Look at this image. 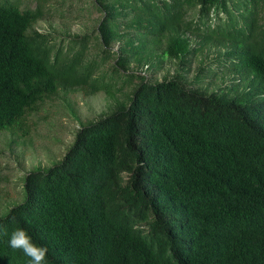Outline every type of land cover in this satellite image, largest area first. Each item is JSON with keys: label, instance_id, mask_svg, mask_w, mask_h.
Returning <instances> with one entry per match:
<instances>
[{"label": "trees", "instance_id": "trees-1", "mask_svg": "<svg viewBox=\"0 0 264 264\" xmlns=\"http://www.w3.org/2000/svg\"><path fill=\"white\" fill-rule=\"evenodd\" d=\"M93 4L90 57L91 32L57 41L35 27L41 3L0 0V133L29 134L49 99L77 117L80 91L114 106L25 175L24 199L0 214V264H28L8 244L21 226L47 264H264V0ZM213 45L229 73L211 87V64L193 63ZM166 59L173 72H144Z\"/></svg>", "mask_w": 264, "mask_h": 264}, {"label": "rangeland", "instance_id": "rangeland-1", "mask_svg": "<svg viewBox=\"0 0 264 264\" xmlns=\"http://www.w3.org/2000/svg\"><path fill=\"white\" fill-rule=\"evenodd\" d=\"M20 2L22 6L28 5L32 8H36L40 3L43 5L44 16L35 25L39 31L53 32L57 41L66 39L63 35L66 28L80 34L89 31L93 35L87 54L94 57L97 53H101L95 28L102 14L94 7L93 0H20ZM216 22L217 19L214 18L213 23ZM117 47L116 44L115 49ZM220 50L221 48L214 45L209 49L206 48L202 54L197 55L193 63V67H196L200 63L199 59L204 57L205 62L211 64L214 75L206 80L211 87L221 84L229 73V70L224 69L223 60L219 59ZM109 66L110 64L105 69ZM167 68L171 72L174 70V66L172 67L166 59L164 68L160 71L144 72L161 78L167 72ZM122 84L120 81L118 86ZM130 89L129 85H124V91L130 92ZM121 93L119 92L118 95ZM70 99L78 114L77 117L71 116L60 98L49 99L39 114H34L30 118L32 127L29 134L17 137L10 131L0 133V211H2L0 214L24 199L23 184L28 172L40 166H51L60 160L73 142L74 134L81 124L93 121L101 114H108L114 109L113 99L105 91L92 95L80 91L70 94ZM13 138L18 142L11 144Z\"/></svg>", "mask_w": 264, "mask_h": 264}, {"label": "clouds", "instance_id": "clouds-1", "mask_svg": "<svg viewBox=\"0 0 264 264\" xmlns=\"http://www.w3.org/2000/svg\"><path fill=\"white\" fill-rule=\"evenodd\" d=\"M0 232L8 235L3 226H0ZM8 244L12 249L21 250L29 258L28 264H47V246L35 242L26 228L21 226L13 229Z\"/></svg>", "mask_w": 264, "mask_h": 264}]
</instances>
